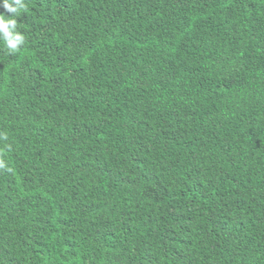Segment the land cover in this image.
I'll return each instance as SVG.
<instances>
[{"label": "trees", "instance_id": "obj_1", "mask_svg": "<svg viewBox=\"0 0 264 264\" xmlns=\"http://www.w3.org/2000/svg\"><path fill=\"white\" fill-rule=\"evenodd\" d=\"M23 2L0 264H264V0Z\"/></svg>", "mask_w": 264, "mask_h": 264}, {"label": "clouds", "instance_id": "obj_2", "mask_svg": "<svg viewBox=\"0 0 264 264\" xmlns=\"http://www.w3.org/2000/svg\"><path fill=\"white\" fill-rule=\"evenodd\" d=\"M0 7L4 12H0V41L9 54H15L20 50V46L25 43V36L18 30L17 19L22 11L27 10L23 0H0ZM11 13L13 16H5Z\"/></svg>", "mask_w": 264, "mask_h": 264}]
</instances>
